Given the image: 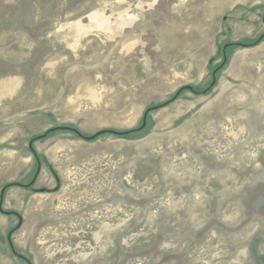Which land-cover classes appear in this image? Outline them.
<instances>
[{
    "label": "rangeland",
    "instance_id": "obj_1",
    "mask_svg": "<svg viewBox=\"0 0 264 264\" xmlns=\"http://www.w3.org/2000/svg\"><path fill=\"white\" fill-rule=\"evenodd\" d=\"M263 33L264 0H0V195L14 184L17 213L0 210V264H28L10 231L32 264H264V40L221 65ZM219 65L209 93L130 136L30 149L54 127L141 128Z\"/></svg>",
    "mask_w": 264,
    "mask_h": 264
},
{
    "label": "trees",
    "instance_id": "obj_2",
    "mask_svg": "<svg viewBox=\"0 0 264 264\" xmlns=\"http://www.w3.org/2000/svg\"><path fill=\"white\" fill-rule=\"evenodd\" d=\"M264 40V33L262 35H260L259 37H257L256 39L250 41V42H236V43H228L227 44V47L225 48V46H223V49H222V53H223V61L221 63V65L225 62L226 60V57H227V54H226V51L230 48V47H233V46H243V47H250V46H255L257 44H259L260 42H262ZM220 71V65L217 66L214 71H213V75H212V81L210 83V85L206 88H200V87H196V86H192L191 89L187 88V87H182L178 92L175 93V95L169 99L168 101L160 104V105H156L155 107H150L149 109L152 111L154 109H158L160 107H163V106H166L168 104H170L171 102H173L174 100H176L184 91L186 90H190L196 94H207L209 93L212 88L215 86L216 82H217V79H218V73ZM145 129V128H144ZM60 130H66V131H72L74 133H76L78 136L82 137V138H87L86 136H84L80 131H78L77 129L73 128V127H55V129L51 128V129H48L43 135L41 136H38V137H33L31 139V142L35 141V140H38V139H41V138H46V137H49L50 135H52L53 133L57 132V131H60ZM142 130L141 128H136V129H131V130H124V131H117V130H104L102 131V133L99 135V136H96L95 139L99 138L100 136L102 135H105V134H115L117 136H130L138 131ZM93 139V140H95ZM32 153L34 154L35 158L37 161L40 160V155L36 152L35 148L34 147H30ZM40 162V161H39ZM14 184H10V185H7L5 188H9L10 186H12ZM31 184H29L27 187H30ZM10 214H17L15 212H11L10 211ZM10 241V245H11V249L12 251L14 252V254H16L17 256H19L20 258L24 259L28 264H32L28 258L20 255L17 253V251L15 250L12 242H11V239H9Z\"/></svg>",
    "mask_w": 264,
    "mask_h": 264
},
{
    "label": "water",
    "instance_id": "obj_3",
    "mask_svg": "<svg viewBox=\"0 0 264 264\" xmlns=\"http://www.w3.org/2000/svg\"><path fill=\"white\" fill-rule=\"evenodd\" d=\"M226 47H227V44L225 45V48H226ZM185 87H187V88H189V89L192 88V86H185ZM150 111H151V110L148 109V110L144 113L141 129H144V128L146 127V125H147V120H148V115H149V112H150ZM53 129H55V127H54ZM101 133H102V131H99V132L95 133L94 135L88 136L86 139H87V140H93V139H95L96 136H99ZM30 147H33V141L30 143ZM39 172H40V165H39L38 171H37V173H36V177L38 176ZM36 177H35V178H36ZM34 182H35V179L32 181L31 184H33ZM4 193H5V188L1 191V195H0V210H1L2 212H4V213L10 214L9 211H4L3 208H2V204H3V200H4ZM20 224H21V220H20L19 225H20ZM19 225H18V226H19ZM12 233H13V231H10V232H9V234H8V238H9V239H11V235H12Z\"/></svg>",
    "mask_w": 264,
    "mask_h": 264
}]
</instances>
